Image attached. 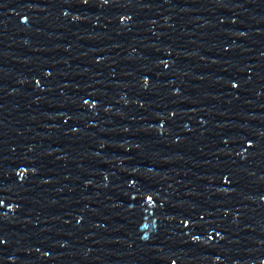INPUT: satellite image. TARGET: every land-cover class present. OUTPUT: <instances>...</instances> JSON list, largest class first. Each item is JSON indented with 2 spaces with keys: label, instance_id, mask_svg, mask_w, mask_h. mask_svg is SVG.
Wrapping results in <instances>:
<instances>
[{
  "label": "water",
  "instance_id": "1",
  "mask_svg": "<svg viewBox=\"0 0 264 264\" xmlns=\"http://www.w3.org/2000/svg\"><path fill=\"white\" fill-rule=\"evenodd\" d=\"M180 264H264V0H76Z\"/></svg>",
  "mask_w": 264,
  "mask_h": 264
}]
</instances>
